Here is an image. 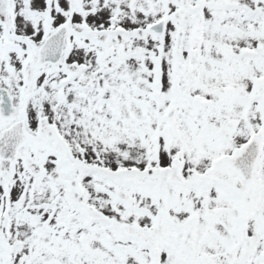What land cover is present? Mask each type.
Here are the masks:
<instances>
[{"label": "rangeland", "instance_id": "374dc122", "mask_svg": "<svg viewBox=\"0 0 264 264\" xmlns=\"http://www.w3.org/2000/svg\"><path fill=\"white\" fill-rule=\"evenodd\" d=\"M182 9L0 0V86L34 137L0 161V264H264V0ZM253 137L244 193L225 161Z\"/></svg>", "mask_w": 264, "mask_h": 264}, {"label": "water", "instance_id": "95a60500", "mask_svg": "<svg viewBox=\"0 0 264 264\" xmlns=\"http://www.w3.org/2000/svg\"><path fill=\"white\" fill-rule=\"evenodd\" d=\"M183 11H187V0H181ZM150 33L162 35L164 33V23L155 25L149 29ZM68 34V28L62 27L52 36L48 37L37 51V68L45 65H57L63 54V47ZM176 107L173 106L165 115L167 120L166 132L168 133L173 126ZM16 108L13 106L12 98L6 89L0 86V123H12L8 128L1 131L0 136V161L16 163L18 152L21 148L33 141L34 137L28 134L24 120H15ZM235 124H229L217 128L214 135L219 139L233 134ZM260 140L251 138L237 155L225 161L226 168L235 174L238 180L234 185L239 188L242 183L244 193H248L254 183V168L259 156Z\"/></svg>", "mask_w": 264, "mask_h": 264}]
</instances>
